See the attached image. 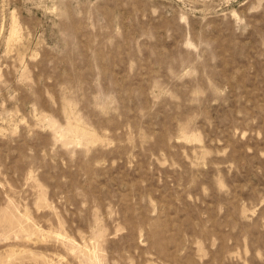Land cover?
<instances>
[{
	"label": "rangeland",
	"instance_id": "rangeland-1",
	"mask_svg": "<svg viewBox=\"0 0 264 264\" xmlns=\"http://www.w3.org/2000/svg\"><path fill=\"white\" fill-rule=\"evenodd\" d=\"M0 264H264V0H0Z\"/></svg>",
	"mask_w": 264,
	"mask_h": 264
}]
</instances>
